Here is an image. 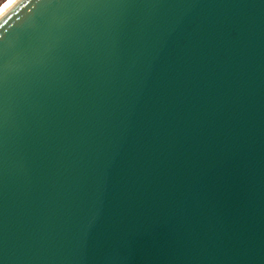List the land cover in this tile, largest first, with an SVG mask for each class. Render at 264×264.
<instances>
[{"label":"water","instance_id":"95a60500","mask_svg":"<svg viewBox=\"0 0 264 264\" xmlns=\"http://www.w3.org/2000/svg\"><path fill=\"white\" fill-rule=\"evenodd\" d=\"M0 264H264V0L7 10Z\"/></svg>","mask_w":264,"mask_h":264},{"label":"rangeland","instance_id":"374dc122","mask_svg":"<svg viewBox=\"0 0 264 264\" xmlns=\"http://www.w3.org/2000/svg\"><path fill=\"white\" fill-rule=\"evenodd\" d=\"M17 0H0V16L10 8Z\"/></svg>","mask_w":264,"mask_h":264},{"label":"bare ground","instance_id":"6f19581e","mask_svg":"<svg viewBox=\"0 0 264 264\" xmlns=\"http://www.w3.org/2000/svg\"><path fill=\"white\" fill-rule=\"evenodd\" d=\"M17 1H18V0H17ZM17 1H16V2H17ZM16 2H15V3H16ZM15 3H14V4H15ZM14 4H13V5H14ZM13 5H12V6H13ZM12 6H11V7H12ZM11 7H10V8H11ZM10 8H8L7 10H9ZM7 10H6V11H7ZM6 11H5V12H6ZM5 12H4L3 14H5ZM3 14H2L1 16H3ZM1 16H0V18H1Z\"/></svg>","mask_w":264,"mask_h":264}]
</instances>
